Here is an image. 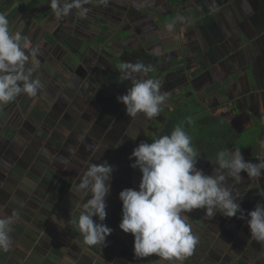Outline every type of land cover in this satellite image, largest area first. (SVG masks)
I'll return each mask as SVG.
<instances>
[{
  "label": "crops",
  "instance_id": "1",
  "mask_svg": "<svg viewBox=\"0 0 264 264\" xmlns=\"http://www.w3.org/2000/svg\"><path fill=\"white\" fill-rule=\"evenodd\" d=\"M157 1L159 0H155ZM165 2L167 4V0ZM146 3L139 8L144 7L142 12L147 15L155 14L152 22L157 21V25L154 23L152 31L148 33L154 39L149 42L140 39L137 43L148 46L147 49L156 46L160 48L155 43L158 38L166 41V37H169L166 35L172 31L187 35L190 23L189 35L195 41L199 36L201 42L198 41L199 45L195 49L196 57L189 58L186 72L191 71L202 78L205 91L211 85L212 91L217 90L226 95L230 89L232 99L238 100V107H234L238 110V116L230 110L224 113L229 119L236 120L238 117V121H231V125L234 130L238 128L240 131L239 149L245 161L256 163L257 159H264V149L258 143L264 140V0H180L175 6L177 13L172 31L162 23L170 20L172 24L171 19L162 18L169 12L163 14L155 7H147ZM178 18H182V23ZM212 27L216 29L214 32ZM58 28L73 33V28L66 22H62ZM98 34L100 33L93 35V41ZM81 40L75 45H79ZM184 47L182 45V50H178L183 51ZM219 49L223 54L219 56L220 60L215 55L219 54ZM185 55L186 52H182L179 57L181 63L171 68L183 70L186 65ZM168 68L170 67L167 70ZM217 112L222 113V110L216 108L213 113ZM66 124L68 126H58L62 127L59 128L62 138L68 131L71 134L70 130L75 127V123ZM24 145L25 143L23 147ZM31 145L32 152L36 153V148L40 145L37 142ZM70 147H58L57 154L46 162L50 166L43 171H29L18 164L11 165L10 168L0 166V218H13L12 246L7 252L0 251V264H65V257H70L72 264H162L155 254L143 259L136 258L133 235L126 234L119 228L122 219L119 188L126 187L128 179L124 177L125 180L115 182L117 172L110 182V193L106 197L107 216L103 221L113 231L106 238L104 246H88L83 243V236L70 223V219L72 215H78V208L82 207L84 200L70 189L76 187L84 174L81 172V163H87L84 161L86 153L83 149L79 150L81 147ZM89 164L91 163L86 164L85 169ZM59 170L62 172L58 173ZM210 171H213L212 165L208 173ZM136 173H140L136 186L139 190L142 173L139 169ZM241 177L239 180L229 178L226 186L237 196L245 219H238L239 213L232 218L223 215L222 219L216 216L205 218L202 209L188 213L189 223L199 242L193 254L183 264H264V243L251 237L246 223L247 213L257 203L264 205V175L260 178H248L242 172ZM93 219L99 222L96 217ZM218 223H223V245H215L217 241L214 240V246L212 244L211 248L208 247L207 252L204 251V257H201L200 243L202 240L209 243L206 238H210V227L212 224L217 226ZM163 264L168 262L164 261Z\"/></svg>",
  "mask_w": 264,
  "mask_h": 264
},
{
  "label": "rangeland",
  "instance_id": "2",
  "mask_svg": "<svg viewBox=\"0 0 264 264\" xmlns=\"http://www.w3.org/2000/svg\"><path fill=\"white\" fill-rule=\"evenodd\" d=\"M27 1L0 0V14H4L8 18L11 33L14 34L19 31L22 37L25 38L21 40V44L23 45L25 42L28 44V48L25 49L26 53L29 54L26 68L34 70L33 78L40 79L43 87L34 97L21 94L14 101L6 105H0V166L10 168L11 165L16 166L18 164L22 167L25 166L29 171H43L50 166L49 163L46 165V162L51 156L54 157L57 154L58 147L61 145H67L69 148H71L70 146H77L78 149L81 147L79 150L83 149L86 153L84 159L87 162L86 164L89 162L91 164L107 162L114 167L112 176L114 173H118L114 178L115 182L121 179L125 180V178L128 179L126 187L119 188V193L128 188L138 190L136 186H138V175L140 173H136L137 169L130 167L135 158L130 160L129 157L133 149L141 142L150 143L155 131L153 125L141 129L133 125L127 119L125 106L123 104L118 106L115 103L117 96L126 94L127 89L132 87L130 80H121L122 72L119 66H122L125 62L136 63L142 61L146 65H151L153 70L146 78L154 80L160 79V70L166 68V66L170 67L168 68V77H165L167 82H164L163 79L160 81L161 91L171 93V98L169 97L165 105L166 108H171L170 106L179 91L184 93L189 90L195 92L201 101L206 104V107L204 106L201 113L193 120H198L204 115L213 113L218 108L222 110L221 115L223 117L230 121H238V117L235 118L236 120L229 119L225 114L230 110L232 113H237L236 116H238V110L234 109L235 106L238 107V100L232 99L230 89L227 90L226 95L217 92V90L212 91L210 89L211 85L207 87L209 90L205 91L204 83L202 85L200 83L203 79L195 76L191 71L186 72L190 62L189 58L196 57L195 49L198 47V43L201 42L199 36L195 38L197 40L195 41L194 37L189 35L190 23V26L187 25L190 28L188 30L184 29L187 35H181L178 32L176 34L175 31H172V27V32L166 35L169 36L166 37V41L162 38L155 41L157 45H160V48L156 46L152 49L146 48V51L144 49L138 50L137 41L140 39L147 42L153 40V35H148V33L152 31L151 27L154 23L157 25V21L151 23L155 14L151 13L150 15L148 13V16L142 12L144 7L139 8V6L147 1V7H155L163 14L170 10L177 13L176 7L173 8L166 2L164 3V0L157 2L155 0H89V3L85 5L88 9L86 15L81 16L79 10L74 9V14L63 19L55 16L49 7V0H42L38 6L26 10L24 7L27 5ZM137 7L140 11L135 9ZM162 18L174 20L169 13ZM167 21L162 22L164 27L170 23V20ZM62 22L70 25L73 28V33L60 29L58 36H53V30L61 27ZM99 22H105L109 25V31L106 32L107 42L102 47L101 45H95L93 41L94 34L103 33L98 26ZM179 22L182 23L180 19ZM122 29H126V31H121ZM118 30L121 31L122 37L118 34ZM212 30L214 32L216 29L212 27ZM74 31L79 36H74ZM160 31L158 30V32ZM164 31H166V28H164ZM55 39L61 41L63 47L59 44L50 46L49 41L53 42ZM79 40L81 41L79 45L77 44V48L75 43ZM182 45H185L183 51L180 48ZM33 48L37 49V54L34 56L31 55ZM179 48L181 50H178ZM159 50L160 53L164 51L163 55L167 52L171 53L166 57L167 62L165 64H161L159 61L154 63L151 60L153 59L151 56H154V53H159ZM182 52H186L184 69L179 71L171 68L181 63L182 60L179 57ZM218 52L219 54H215L217 58L223 55L220 49ZM77 70H82L84 76H80ZM57 72L61 79L55 76ZM107 72L108 76L105 77L104 81H102V78L98 79V75H105ZM110 92H113V95L108 97ZM110 98L112 101L109 100ZM85 114L88 117L86 119L87 125L82 122ZM140 115L145 118L143 114ZM118 118L120 122H117L116 125ZM157 118H160V115ZM122 119L125 120L124 123H121ZM97 120L100 123L109 122V125L114 121L116 127L112 128L111 126L112 130L110 131L101 130L100 125L96 124ZM75 122L79 123V130L74 128L70 130L71 134L68 131L64 133L65 137L62 138L63 134L60 132L61 130H58L62 127L58 128V126H68L66 123L73 125ZM140 125L142 124L140 123ZM14 128H17V131L10 137ZM66 129L67 127L64 130ZM236 131H238L236 147L239 148L240 131L238 128H236ZM26 142L28 143L26 144ZM32 142H37L40 145L36 148L37 154L32 152L30 146ZM235 149L233 148V151ZM50 153L51 155H48ZM75 154L78 153L75 152ZM197 162L196 167L206 175H212L213 173V171L208 173L210 165L213 169L218 167L216 163H210L201 154ZM86 164L81 163V172L87 170L85 169ZM204 167H207L208 170ZM57 172H62V170ZM110 182H112V179ZM216 218L222 219V215L217 213ZM203 222H200V224L204 225ZM210 230V238H206L209 243L206 244L203 240L200 243L201 257H204V251L207 252L208 247L211 248L212 244L214 246L216 243H214V240L217 241L215 245L221 247L223 245L221 242L223 223H218L217 226L212 224ZM204 233L202 232V234Z\"/></svg>",
  "mask_w": 264,
  "mask_h": 264
},
{
  "label": "clouds",
  "instance_id": "3",
  "mask_svg": "<svg viewBox=\"0 0 264 264\" xmlns=\"http://www.w3.org/2000/svg\"><path fill=\"white\" fill-rule=\"evenodd\" d=\"M89 0H49V7L55 16L63 19L79 10L86 15ZM182 19V18H178ZM166 27L171 30L173 24ZM21 33H11L9 20L0 14V105L14 101L21 94L36 96L43 85L33 78V69L26 68L29 61L27 42ZM37 49L31 50L36 55ZM151 65L142 61L125 62L121 66V80H130L132 87L126 94L117 96V101L125 106L127 116L135 118L143 114L145 118L158 117L166 105L170 92L161 91L159 80L146 78L152 71ZM188 123L192 120L189 117ZM259 146L264 149V140ZM200 154L193 146L192 138L180 125L175 126L170 135H163L151 143L141 142L129 157L133 169L142 173L139 190L124 189L119 193L122 201V219L119 228L134 237V256L143 259L155 254L160 261L168 264H183L194 252L199 238L189 223L193 210H204V216L214 217L217 213L224 217L245 219L244 211L237 196L226 186L229 178L239 180L241 173L248 178L264 175V159L256 163L245 161L239 148L217 153L212 175H206L196 167ZM63 163V161H62ZM114 167L107 162L89 164L80 182L72 192L83 200L78 215H72L73 224L83 236L88 246H104L112 229L103 221L106 219V197L110 193ZM94 217L99 222L94 221ZM246 223L251 237L264 243V205L257 203L247 213ZM13 218H0V251L7 252L12 246ZM65 264H72L65 257Z\"/></svg>",
  "mask_w": 264,
  "mask_h": 264
},
{
  "label": "trees",
  "instance_id": "4",
  "mask_svg": "<svg viewBox=\"0 0 264 264\" xmlns=\"http://www.w3.org/2000/svg\"><path fill=\"white\" fill-rule=\"evenodd\" d=\"M179 1L180 0H167V4L174 8ZM41 2L42 0H28L27 5L23 6H25L24 9L28 10L38 6ZM168 12L174 18V20H172V24L174 25L175 12L173 10ZM99 27L103 30V33L95 36L94 44L101 45L102 47L107 41V27L105 25H99ZM56 35L58 36V33ZM202 108V102L194 94L187 95L183 100L178 102V104L172 105V108L166 114L164 122L161 124L157 134L153 136V140L163 135H170L175 126L180 125L192 138L193 146L197 151L205 156L211 163H216L218 152L233 150L237 135L230 122L219 114L210 113L200 117L198 120H193V118L201 113ZM189 117L192 120L191 124L188 123ZM16 131L17 129L15 128L10 137H12Z\"/></svg>",
  "mask_w": 264,
  "mask_h": 264
},
{
  "label": "flooded vegetation",
  "instance_id": "5",
  "mask_svg": "<svg viewBox=\"0 0 264 264\" xmlns=\"http://www.w3.org/2000/svg\"><path fill=\"white\" fill-rule=\"evenodd\" d=\"M36 7V6H35ZM136 9V8H135ZM74 11V10H73ZM74 14V13H73ZM151 23H152V21H151ZM99 25H105L106 27H107V32L109 31V25H108V23H105V22H99V24H98V26ZM100 30L101 31H103L101 28H100ZM121 31H126V29H122ZM121 31L120 30H118V34L121 36ZM79 32V31H78ZM128 33H130L129 31H127ZM53 36H57L56 34L58 33H60V29L59 28H57V29H55V30H53ZM74 36L76 35V36H79V35H77V33L74 31ZM130 35H131V33H130ZM52 36V37H53ZM122 37V36H121ZM70 43H71V41H69ZM56 44H59V46H62L63 47V43L61 42V41H59V40H57V39H55L53 42H51V41H49V45L50 46H52V45H56ZM124 46H126V45H124ZM136 46L138 47V50H142V49H144V51H146V48H148V46H142L141 44H138V43H136ZM141 47V48H140ZM63 51H65L64 49H63ZM66 51H67V49H66ZM169 54H171V53H164V55H163V52H161L160 53V50H159V53H154V56H151V58H153V59H151V60H153L154 61V63H157V61H159L161 64H165L166 62H167V60H166V57L169 55ZM158 55H159V58L157 59V57H158ZM155 58V59H154ZM120 68H121V66H119ZM77 72H79L78 74L80 75V76H84V73L82 72V70L80 71V70H77ZM47 74H48V72H46ZM108 72L107 73H105V75L104 74H102V75H98V79L100 78H102V81H104V79H105V77H107L108 75ZM168 74H169V71L167 70V66H166V68H163L162 70H160V75H159V81H161L162 79L164 80V82H167V79L165 78V77H168ZM55 76H57V78H59L60 76H58V72L56 73V75ZM165 78V79H164ZM59 79H61V78H59ZM195 80V79H194ZM193 80V81H194ZM115 82V81H114ZM201 83V82H200ZM201 85H202V83H201ZM113 92H110V94H108V97H110V96H112L113 94H112ZM189 95V94H194L200 101H201V99H200V97H198L197 95H196V93L195 92H191V91H189V90H186L184 93H182L181 91H179L178 92V95H177V97H176V99H174V101H173V103H172V105H176V104H178V102H180L181 100H183V98L184 97H186L187 95ZM186 95V96H185ZM171 98V97H170ZM109 100H111L112 101V99L110 98ZM202 102V101H201ZM115 103L118 105V106H122V103H119L118 101H116L115 100ZM172 105L170 106L171 108H172ZM202 105H203V107L205 106V103L204 102H202ZM171 108H166V106H164L162 109H161V112H160V118H157V117H154V118H152V119H147V118H143V116H141L140 114L137 116V117H135V118H132V117H130L129 118V116H127V119H129V121L133 124V125H135V126H137L138 128H142V127H145V128H147V126H154V135L155 134H157V132H158V130H159V128H160V126H161V124L164 122V119H165V117H166V114L168 113V111L171 109ZM84 110H85V108H84ZM213 114H218V113H213ZM199 115V114H198ZM219 115L220 116H222L221 115V113H219ZM223 117V116H222ZM88 117H87V115L85 114V116L82 118V122L85 124V125H87V122H86V119H87ZM223 118H225V117H223ZM226 119V118H225ZM227 120V119H226ZM229 121V120H228ZM120 122V119L118 118L117 120H116V125L118 124V123ZM125 122V120L124 119H122L121 120V123H124ZM230 122V124H231V121H229ZM142 124V125H140L139 126V124ZM96 124H98V125H100V127H101V130H104V131H110V130H112V128H115L116 127V125L114 124V121L112 122V124H110L109 125V122H106V123H100V122H98V120H97V122H96ZM74 128L75 129H78L79 130V123L78 122H75V124H74ZM112 126V128H110ZM232 126V125H231ZM233 127V126H232ZM120 129V128H119ZM235 132H236V135H237V132L238 131H236V130H234ZM79 134V133H78ZM77 134V135H78ZM152 141H153V137H152ZM151 141V142H152ZM237 141V140H236ZM150 142V143H151ZM237 145H236V143H235V145H234V147L233 148H237L236 147ZM233 151V150H232ZM199 153V152H198ZM199 154H201V153H199ZM202 155V154H201ZM211 163V162H210ZM213 164V163H212Z\"/></svg>",
  "mask_w": 264,
  "mask_h": 264
}]
</instances>
